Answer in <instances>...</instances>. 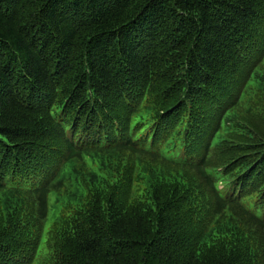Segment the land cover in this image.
Listing matches in <instances>:
<instances>
[{
    "label": "trees",
    "instance_id": "trees-1",
    "mask_svg": "<svg viewBox=\"0 0 264 264\" xmlns=\"http://www.w3.org/2000/svg\"><path fill=\"white\" fill-rule=\"evenodd\" d=\"M0 264H264V0H0Z\"/></svg>",
    "mask_w": 264,
    "mask_h": 264
},
{
    "label": "rangeland",
    "instance_id": "rangeland-1",
    "mask_svg": "<svg viewBox=\"0 0 264 264\" xmlns=\"http://www.w3.org/2000/svg\"><path fill=\"white\" fill-rule=\"evenodd\" d=\"M47 168H44V169H42V168H39V170H44V173H47V170H46ZM54 200H55V194H52L51 196H50V203L51 204H53V202H54Z\"/></svg>",
    "mask_w": 264,
    "mask_h": 264
}]
</instances>
